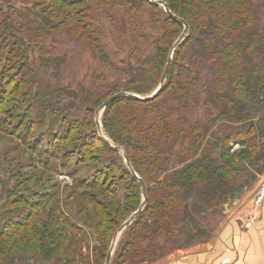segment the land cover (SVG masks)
<instances>
[{"label": "trees", "instance_id": "1", "mask_svg": "<svg viewBox=\"0 0 264 264\" xmlns=\"http://www.w3.org/2000/svg\"><path fill=\"white\" fill-rule=\"evenodd\" d=\"M142 1L152 12L159 11L157 3ZM160 3H167L170 11L188 24L186 36L174 49L162 92L150 98L148 95L159 88L143 89L140 79L144 77L135 75L131 80L135 85L120 90L114 85L106 97L120 91L133 94L108 106V121L111 108L124 102L151 115V120H146L151 131L140 128L141 118L137 124L135 118L125 119L123 129L129 136L118 139L123 140L131 165L125 157L128 168L124 174L137 194L125 196L123 202L117 188L106 181H94L87 185L93 194L76 191L73 206L69 195L62 202L73 215L61 213L55 204L49 206L48 200L33 202L27 222L20 223L22 229L7 227L3 221L0 264H105L110 252V264L161 261L176 250L208 242L230 205L264 174V0ZM76 6L71 0H51L54 19L48 23L49 29L83 39L82 26L73 18L74 11L81 12ZM164 9L159 12L176 29L169 32L178 31L180 38L184 24ZM88 37L99 48V38ZM172 46L158 49L162 74ZM182 71L185 81H181ZM160 103L167 106L162 114L156 110ZM181 109L190 113L175 122L167 118H172L171 114L174 118ZM189 116L209 119L202 123L201 118L191 121ZM180 124L186 127L185 150H177L176 137L183 135L178 131ZM235 143L241 145L239 151H231ZM132 170L146 183L148 200L140 216L119 231L144 199ZM1 188L0 202L4 200L5 206L25 201L17 197L10 200L13 194ZM120 234L123 236L116 246Z\"/></svg>", "mask_w": 264, "mask_h": 264}, {"label": "rangeland", "instance_id": "2", "mask_svg": "<svg viewBox=\"0 0 264 264\" xmlns=\"http://www.w3.org/2000/svg\"><path fill=\"white\" fill-rule=\"evenodd\" d=\"M71 1L81 10L74 11L73 18L82 26L83 39L49 29L54 19L51 0H0V193L3 187L13 194L10 200H25L9 206L0 202V230L3 221L7 227L22 229L20 223L27 222L37 200H48L49 206L55 204L61 213L73 215L62 202L69 195L73 206L76 191L93 194L87 185L94 181L117 188L123 202L125 196L137 194L124 174L126 149L118 139L129 136L123 129L125 119L135 118L137 124L141 118L140 128H149L146 120L151 115L124 102L111 108L108 121V107H100L114 85L117 89L135 85L131 82L135 75L144 77L140 79L143 89L160 88L164 71L158 49L175 46L186 36V28L180 38L178 31L170 33L176 29L159 12L164 8L161 0H151L160 8L153 12L142 0ZM88 36L99 38V48ZM184 72L181 81L186 79ZM151 73L153 78L148 81ZM159 105L156 110L162 114L167 106ZM188 112L181 109L174 118L173 114L167 118L175 122ZM189 117L191 121L201 118L202 123L209 119ZM221 127L226 129L225 124ZM183 128L180 124L182 134L186 132ZM152 132L147 136L151 138ZM183 135L176 137L177 150L186 149ZM235 144L239 151L241 145ZM79 184L83 188H76ZM233 204L226 207L228 212ZM122 236L116 238V246Z\"/></svg>", "mask_w": 264, "mask_h": 264}, {"label": "crops", "instance_id": "3", "mask_svg": "<svg viewBox=\"0 0 264 264\" xmlns=\"http://www.w3.org/2000/svg\"><path fill=\"white\" fill-rule=\"evenodd\" d=\"M263 181L264 175L232 205L208 242L176 250L151 264H217L225 258L230 259L228 264H264V205L253 227L244 228L240 219L250 209L253 194Z\"/></svg>", "mask_w": 264, "mask_h": 264}, {"label": "water", "instance_id": "4", "mask_svg": "<svg viewBox=\"0 0 264 264\" xmlns=\"http://www.w3.org/2000/svg\"><path fill=\"white\" fill-rule=\"evenodd\" d=\"M166 11H167V14L173 18V19H177L179 20L181 23L184 24L186 30L188 29V24L186 21H184L183 19H179L176 15H174L170 9H169V5L167 3H163ZM176 45L172 48L171 52H170V55H169V58H168V61H167V65L165 67V70H164V74H163V77L161 79V85H160V88L153 94V96H151L150 98H154L156 96H158L162 90H163V87H164V84H165V81H166V78L168 76V73H169V70H170V65H171V62H172V55H173V52H174V49H175ZM127 96H130V94H128L127 92H119V93H116L112 96H110L107 100L104 101V103L101 105L100 109H104L106 107H108L113 101L121 98V97H127ZM149 98V99H150ZM126 159H127V162H128V165H130L129 161H128V158L127 156H125ZM134 176L137 178V180L139 181L141 187H142V192H143V197H144V204L147 202L148 200V190H147V186H146V183L144 182V180L142 178H140L133 170H132ZM143 204V205H144ZM143 205L140 206V208L138 209L137 212H135L126 222H124L122 224V226L120 227L119 231H122L125 227H127L136 217L140 216V214L142 213V210H143ZM111 256H112V252H110L108 254V257L106 259V263L105 264H110V261H111Z\"/></svg>", "mask_w": 264, "mask_h": 264}, {"label": "built area", "instance_id": "5", "mask_svg": "<svg viewBox=\"0 0 264 264\" xmlns=\"http://www.w3.org/2000/svg\"><path fill=\"white\" fill-rule=\"evenodd\" d=\"M238 146H239L238 144H235L233 150H235ZM263 205H264V181L255 191L251 200V207L248 210V212L245 215L240 216V219L243 221L244 228L249 229L254 226V223L259 214V210L263 207ZM229 260H230L229 258H225L220 262H218L217 264H228Z\"/></svg>", "mask_w": 264, "mask_h": 264}]
</instances>
